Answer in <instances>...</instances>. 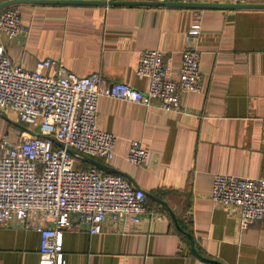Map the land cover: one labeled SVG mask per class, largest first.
Listing matches in <instances>:
<instances>
[{
  "label": "crops",
  "instance_id": "obj_1",
  "mask_svg": "<svg viewBox=\"0 0 264 264\" xmlns=\"http://www.w3.org/2000/svg\"><path fill=\"white\" fill-rule=\"evenodd\" d=\"M9 7L31 25L28 34L0 36L14 61L35 69L62 58L72 73L100 72L141 90L150 85L137 73L141 53L164 51L177 78L193 20L185 6L18 2L0 11ZM198 45L204 90L183 93L186 112L100 97L98 124L118 140L114 158L98 161L146 190L147 212L126 233L114 224L65 231L66 264H264V219L241 229L210 196L216 173L264 176V8H204ZM8 120L0 139L17 141L26 127ZM136 139L152 152L148 166L127 159ZM188 233L210 260L194 253ZM0 264H40V233L15 218L0 223Z\"/></svg>",
  "mask_w": 264,
  "mask_h": 264
},
{
  "label": "built area",
  "instance_id": "obj_2",
  "mask_svg": "<svg viewBox=\"0 0 264 264\" xmlns=\"http://www.w3.org/2000/svg\"><path fill=\"white\" fill-rule=\"evenodd\" d=\"M185 33L178 77L161 49L141 53L137 67L150 85L141 90L100 72L72 73L62 58H44L35 69L14 61L0 46V111L13 110L26 128L17 141L0 139V223L15 218L40 233V264H66L64 233L104 224L128 232L147 212V192L120 173L107 172L89 159H113L118 137L98 124L101 96L146 107L186 112L182 95L204 90L199 40L204 8L194 7ZM20 11H0V36L28 34ZM41 125V133L34 132ZM30 131H29V130ZM152 152L133 140L127 159L148 166ZM211 199L238 215L241 229L264 219V176L216 173Z\"/></svg>",
  "mask_w": 264,
  "mask_h": 264
},
{
  "label": "water",
  "instance_id": "obj_3",
  "mask_svg": "<svg viewBox=\"0 0 264 264\" xmlns=\"http://www.w3.org/2000/svg\"><path fill=\"white\" fill-rule=\"evenodd\" d=\"M18 2H33V3H64V4H103V5H167V6H185V7H244V8H264V3L251 2H200V1H155V0H9L0 4V8L5 5H10ZM29 130V129H28ZM41 125L36 126L34 132L41 133ZM30 131V130H29ZM90 162L99 166L102 169L110 167L96 159H89ZM192 240L193 251L199 257L210 260L202 256L194 246L193 235L188 233Z\"/></svg>",
  "mask_w": 264,
  "mask_h": 264
},
{
  "label": "rangeland",
  "instance_id": "obj_4",
  "mask_svg": "<svg viewBox=\"0 0 264 264\" xmlns=\"http://www.w3.org/2000/svg\"><path fill=\"white\" fill-rule=\"evenodd\" d=\"M8 116L6 117V114L0 111V121H1L0 122V136L3 133L8 132L7 131V129H8L7 128V125L10 123V121L8 120V118L11 119V120H14L16 122L18 121V115H17V113H15V112L12 111L11 113H8Z\"/></svg>",
  "mask_w": 264,
  "mask_h": 264
},
{
  "label": "trees",
  "instance_id": "obj_5",
  "mask_svg": "<svg viewBox=\"0 0 264 264\" xmlns=\"http://www.w3.org/2000/svg\"><path fill=\"white\" fill-rule=\"evenodd\" d=\"M92 163V162H91ZM92 164H94V163H92Z\"/></svg>",
  "mask_w": 264,
  "mask_h": 264
}]
</instances>
